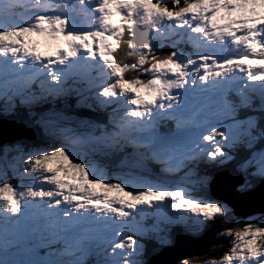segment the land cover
Returning a JSON list of instances; mask_svg holds the SVG:
<instances>
[{
    "label": "snow or ice",
    "instance_id": "6c2138e0",
    "mask_svg": "<svg viewBox=\"0 0 264 264\" xmlns=\"http://www.w3.org/2000/svg\"><path fill=\"white\" fill-rule=\"evenodd\" d=\"M170 2L0 0V118L35 136L0 145V264H151L176 228L235 214L188 185L227 169L264 190V0ZM218 235L235 239L205 264H264L251 218Z\"/></svg>",
    "mask_w": 264,
    "mask_h": 264
},
{
    "label": "water",
    "instance_id": "95a60500",
    "mask_svg": "<svg viewBox=\"0 0 264 264\" xmlns=\"http://www.w3.org/2000/svg\"><path fill=\"white\" fill-rule=\"evenodd\" d=\"M22 138L33 139V131L22 124L0 120V145L12 143ZM242 179L232 177L229 174H217L216 180L209 189V193L214 198L222 199L228 203L235 209V214L238 216H247L260 212L261 206L256 207L257 205H255V202H252V198L244 200L243 196L234 191V186ZM255 193H258L256 189L251 195L255 196ZM210 231L214 233L213 230ZM207 237V239L199 242H191V240H187L186 238L180 239L179 237L173 246L163 249L158 254H154L149 261L151 264H177L179 260L185 257H192L194 255L203 256L208 252L209 246L214 243L212 235ZM191 260L200 261L201 259L192 258Z\"/></svg>",
    "mask_w": 264,
    "mask_h": 264
},
{
    "label": "rangeland",
    "instance_id": "374dc122",
    "mask_svg": "<svg viewBox=\"0 0 264 264\" xmlns=\"http://www.w3.org/2000/svg\"><path fill=\"white\" fill-rule=\"evenodd\" d=\"M161 2H163V3H165L164 1H162L161 0ZM116 22H119V20H118V18H116ZM7 39V38H6ZM123 39V38H122ZM31 41H32V43H34V44H36L37 46H38V50L39 51H41V52H47V51H51V50H53V49H51V48H48V47H46L45 46V38L44 37H40V36H32L31 37ZM61 43H62V45H63V42L62 41H60L59 42V45H61ZM109 43H115V38L113 37V39L111 40V41H109ZM61 45V46H62ZM122 46V45H121ZM45 48V49H44ZM44 49V50H43ZM119 49L120 48H118L117 49V52L120 54V51H119ZM167 50V49H166ZM244 49H243V46H240L239 48H237V46L236 45H232L231 46V48H227V49H225L223 52H220V53H218V55H221V56H224V55H229V56H232V57H238V55H239V53L241 52V51H243ZM252 58L250 57V60H251ZM256 60H259V57H256L255 58ZM247 64V63H246ZM254 67H255V65H254ZM127 75H130L131 76V78H133V74L131 73V72H128V73H126L125 74V78L126 79H130V78H128V76ZM240 75H243V74H240ZM141 78H143V77H141ZM7 144V143H6ZM3 145V144H2ZM9 175L11 176V172L9 173ZM14 183H16V184H20L21 183V181L19 180V179H17V180H15L14 181ZM188 187V191H189V193L192 195V196H199L200 194V190H199V188L198 187H196L194 184H190V185H188L187 186ZM95 188H96V192L97 193H104L105 191H107L108 192V195L109 196H120L121 198H123V199H125V200H127L128 199V197H126L125 195H124V193L123 192H118V191H116V190H107V189H105V188H102V187H100V186H95ZM204 195H207L206 193H204ZM208 196H210L211 198H213V199H216V198H214L213 196H211L210 194L208 195ZM261 196V198L260 199H258V203H257V206L256 207H259V206H261V199H262V195H260ZM243 198H244V200L245 199H249V198H255V196H252V195H250V196H243ZM229 205V204H228ZM114 206H118V205H114ZM230 206V205H229ZM231 207V206H230ZM234 217H235V221H236V226L238 227L236 230H242V227H243V221H245V220H247V219H249V218H251L252 219V221H253V223H256V224H259V226H262V227H264V217H262V215L261 214H259V213H256V214H254V215H249V216H246V217H241V216H238V215H233ZM175 232L176 231H180V228L178 227V228H176L175 230H174ZM224 231V229H221V230H219V233L220 232H223ZM233 239H235V236L233 235V237H231V238H226V237H224V247H223V251H222V253L218 256V257H212V258H206V259H203V260H200V261H193V260H190L189 261V264H205V262L206 261H208V260H220V258L222 257V255L231 247V244H232V241H233ZM259 242H260V240L258 239L257 240V243L259 244Z\"/></svg>",
    "mask_w": 264,
    "mask_h": 264
},
{
    "label": "trees",
    "instance_id": "16d2710c",
    "mask_svg": "<svg viewBox=\"0 0 264 264\" xmlns=\"http://www.w3.org/2000/svg\"><path fill=\"white\" fill-rule=\"evenodd\" d=\"M155 1V0H154ZM170 7H172V5H171V2H170V0H164ZM184 2V0H181V4ZM121 49H125L124 48V46H121ZM125 53V52H124ZM119 57V56H118ZM120 59H124L125 61H127V60H131L132 59V57H127L126 55H125V58H123V57H119ZM87 109H80V110H78V112H80V113H87ZM22 140H24L25 142H33L34 140H27V139H22ZM38 142V141H37ZM42 146H44L43 144H42ZM208 192V191H207ZM200 195H204V193H199ZM217 224H220V225H222V226H224V228H228V227H233L234 229H237L238 227L236 226V224H235V217L234 216H231V217H228V218H226L225 220H223V221H219V222H217ZM204 232V231H203ZM218 236V240L214 243V245L216 246V247H213L214 245H212L211 247H210V249H209V252H208V254H206V256H203L201 259H205L206 257H212V256H216L218 253H220L221 251H222V249H221V247L224 245L223 243H224V239H223V237H221V236H219V235H217ZM153 256V254H150L149 255V257H148V259H150L151 257ZM195 258H198V257H195Z\"/></svg>",
    "mask_w": 264,
    "mask_h": 264
},
{
    "label": "bare ground",
    "instance_id": "6f19581e",
    "mask_svg": "<svg viewBox=\"0 0 264 264\" xmlns=\"http://www.w3.org/2000/svg\"><path fill=\"white\" fill-rule=\"evenodd\" d=\"M37 47H38V46H37ZM44 49H45V48H44ZM44 49H43V50H44ZM244 67L247 68V64H245ZM236 71L238 72V74H242V73L239 72V69H237ZM224 171L227 172L226 170H224ZM224 171H223V172H224ZM208 259H209V258H208Z\"/></svg>",
    "mask_w": 264,
    "mask_h": 264
}]
</instances>
